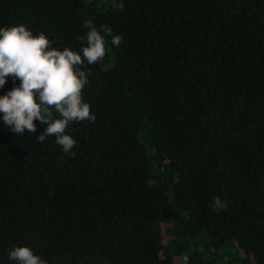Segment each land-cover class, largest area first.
Returning a JSON list of instances; mask_svg holds the SVG:
<instances>
[{
    "label": "trees",
    "instance_id": "1",
    "mask_svg": "<svg viewBox=\"0 0 264 264\" xmlns=\"http://www.w3.org/2000/svg\"><path fill=\"white\" fill-rule=\"evenodd\" d=\"M89 19L123 40L84 66L96 120L68 125L74 155L0 119V264L17 246L48 264H264V0H0V27L81 54Z\"/></svg>",
    "mask_w": 264,
    "mask_h": 264
},
{
    "label": "clouds",
    "instance_id": "2",
    "mask_svg": "<svg viewBox=\"0 0 264 264\" xmlns=\"http://www.w3.org/2000/svg\"><path fill=\"white\" fill-rule=\"evenodd\" d=\"M84 27L88 31L80 38L86 41L82 54L68 47L61 49L55 39L43 32L34 35L25 24L0 27V88L9 76L21 82L0 95V119L18 135L25 131L37 133L36 121H39L46 127L38 141L45 142L47 137L55 136L63 151L72 155L77 141L67 134L68 125L96 120L90 104L83 99V90L89 82V71L84 66L95 64L107 55V37L111 36V44L116 47L123 40L121 35H112L111 27L97 28L90 19L84 21ZM227 206V201L219 196L210 204L215 210ZM8 259L17 264H48L29 246L15 247Z\"/></svg>",
    "mask_w": 264,
    "mask_h": 264
}]
</instances>
